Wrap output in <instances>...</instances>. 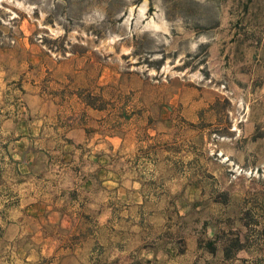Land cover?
Here are the masks:
<instances>
[{
	"label": "rangeland",
	"instance_id": "rangeland-1",
	"mask_svg": "<svg viewBox=\"0 0 264 264\" xmlns=\"http://www.w3.org/2000/svg\"><path fill=\"white\" fill-rule=\"evenodd\" d=\"M55 119L119 143L65 226L14 151ZM0 264H264V0H0Z\"/></svg>",
	"mask_w": 264,
	"mask_h": 264
},
{
	"label": "crops",
	"instance_id": "crops-1",
	"mask_svg": "<svg viewBox=\"0 0 264 264\" xmlns=\"http://www.w3.org/2000/svg\"><path fill=\"white\" fill-rule=\"evenodd\" d=\"M32 123L36 126L33 135L35 138L26 137L14 141V151L18 157L17 175L23 179L19 187L29 186L31 191L35 188L39 192L41 187L38 186L43 187L47 183L57 196L52 201L38 197L30 202L26 211L42 214L44 208H50L57 216V223L63 222L65 226L71 217L68 215V208L56 205L59 208L54 209L47 203H72L79 207L81 192L86 193L98 185L100 189L105 185L117 187L118 174L114 171L113 158L118 153L119 143L114 137H107L105 140L95 138L92 141L81 127H68L57 119L50 122L51 133L46 136L43 134L45 121L37 120ZM35 143L39 144L38 149ZM45 143L52 146L45 149ZM109 157H112L111 160ZM45 179H49L48 182ZM56 237L45 236L41 254H56Z\"/></svg>",
	"mask_w": 264,
	"mask_h": 264
}]
</instances>
